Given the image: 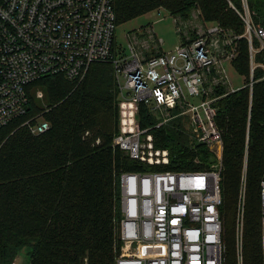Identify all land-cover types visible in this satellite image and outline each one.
Here are the masks:
<instances>
[{"label": "built area", "instance_id": "obj_1", "mask_svg": "<svg viewBox=\"0 0 264 264\" xmlns=\"http://www.w3.org/2000/svg\"><path fill=\"white\" fill-rule=\"evenodd\" d=\"M243 20L241 34L192 12V30L180 44L150 55L133 41L129 52L115 46L112 0H0V128L27 113L28 86L47 75L81 80L93 62H109L119 86L114 146L149 166L168 164L169 151L155 147L150 128L138 126V105L157 118L154 126L185 117L191 141L203 144L213 161L193 171H125L119 175V252L115 264H223L220 185L223 137L217 101L264 81V13L247 0H227ZM255 14V15H254ZM257 17V18H255ZM175 21L177 17H174ZM182 27L187 22L181 23ZM247 40L249 76L235 87L230 68ZM260 69L259 77H254ZM43 99L44 92H35ZM31 134L50 128L41 114L25 120ZM248 139V131H247ZM245 183L240 185L237 229L244 216ZM260 246L264 257V175L260 180ZM241 264V256H238Z\"/></svg>", "mask_w": 264, "mask_h": 264}, {"label": "trees", "instance_id": "obj_2", "mask_svg": "<svg viewBox=\"0 0 264 264\" xmlns=\"http://www.w3.org/2000/svg\"><path fill=\"white\" fill-rule=\"evenodd\" d=\"M247 1L250 10L263 15L264 0ZM112 4L116 25L158 8L188 18L198 7L205 20L237 34L244 31L243 20L227 0H112ZM238 42L233 65L248 77L247 40L242 37ZM260 74L255 69L254 77ZM37 88L43 90L47 107L37 103ZM118 93L109 62H93L79 81L56 74L29 84L27 113L0 128V264L13 263L22 248L28 250V264H115L119 175L209 167L211 154L203 144L191 141L181 117L156 127L157 118L141 103L138 126L150 128L155 147L168 149V164L149 166L114 146ZM216 104L223 137L219 207L223 264H239V254L241 264H264L260 246L264 81L254 83L252 91L246 86L229 93ZM37 114L49 121L50 128L34 135L22 123ZM243 177L244 216L238 232Z\"/></svg>", "mask_w": 264, "mask_h": 264}, {"label": "rangeland", "instance_id": "obj_3", "mask_svg": "<svg viewBox=\"0 0 264 264\" xmlns=\"http://www.w3.org/2000/svg\"><path fill=\"white\" fill-rule=\"evenodd\" d=\"M197 9L199 8H193L190 12L189 17L183 18L179 15H171V13L166 9L158 8L135 17L131 20H128L124 23H121L117 25L115 29V46H117L118 49H123L124 51L129 52L128 43H130V41H133L134 39L135 42H133L136 45V48L145 55H150L151 53H155L157 51H169L175 46L179 45L181 42L180 35L178 33L179 26H181L180 33H183V31L192 30V12ZM174 17H177L178 21H175ZM182 22H187V26L182 27ZM230 71L232 72L234 86L241 87L243 84V77L239 74L238 71L234 70L233 68H230ZM39 89L40 88H37L36 90L34 89V93ZM37 103L41 107H47L45 98H38ZM178 117L182 118L183 128L186 129L185 117ZM238 242H240L239 238ZM28 263V250L26 248H22L18 257L11 264Z\"/></svg>", "mask_w": 264, "mask_h": 264}]
</instances>
